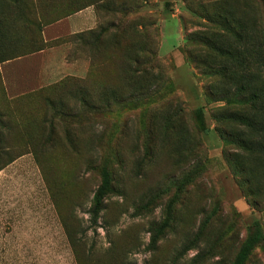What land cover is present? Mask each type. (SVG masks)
Wrapping results in <instances>:
<instances>
[{
	"label": "rangeland",
	"instance_id": "rangeland-1",
	"mask_svg": "<svg viewBox=\"0 0 264 264\" xmlns=\"http://www.w3.org/2000/svg\"><path fill=\"white\" fill-rule=\"evenodd\" d=\"M263 36L264 0H0V264H233L256 229L264 264ZM19 214L49 234L11 247Z\"/></svg>",
	"mask_w": 264,
	"mask_h": 264
},
{
	"label": "trees",
	"instance_id": "trees-1",
	"mask_svg": "<svg viewBox=\"0 0 264 264\" xmlns=\"http://www.w3.org/2000/svg\"><path fill=\"white\" fill-rule=\"evenodd\" d=\"M217 19H221L219 17H217ZM223 22H225L224 20H222ZM259 50H264V36H263V43L260 44L258 46ZM258 58L259 60H261L262 62H260L259 64H261L262 66H264V57L263 55H261L260 51L258 53ZM238 92L240 94H245V93H249V99H247V102L249 106H254L256 101V93L253 92L250 89L249 85H240L238 87ZM239 118H240V122H242L243 124H245L248 127H253L256 124L255 118H248V116L252 115V114H239ZM243 139L241 140V144L243 143ZM110 187H109V177L107 175V173L103 172L102 173V178H101V182L99 184V186L96 188V190L94 191L93 195H92V200H91V206L89 209V213L91 215V218L95 219L97 218V214L100 211L101 207H102V203H103V199L106 195V193L109 191ZM65 225V224H64ZM65 229H66V225H65ZM263 236V234L261 233V231L259 229H256V231L254 232L252 238H251V242L248 241L247 243H245V245L243 246V248L241 250L238 251V253L236 254V257L234 259L233 264H243V262L245 261L249 250L251 248V246L253 245V241H257L258 239H260Z\"/></svg>",
	"mask_w": 264,
	"mask_h": 264
},
{
	"label": "crops",
	"instance_id": "crops-1",
	"mask_svg": "<svg viewBox=\"0 0 264 264\" xmlns=\"http://www.w3.org/2000/svg\"><path fill=\"white\" fill-rule=\"evenodd\" d=\"M36 220L37 219H34V216L32 215L28 216L25 214H19V215L14 216L12 220L7 222L8 226L6 229L10 228V230L7 233L5 232L4 236L7 237V239H9L8 242L11 247L12 246L23 247L24 239L33 237L34 232H38V230L42 231V235H41L42 238L44 236V233H46L47 235L49 234V231L51 230V225L48 223L47 219H40L42 220L41 224L35 223ZM0 224L2 225L1 227H4L3 222H0ZM61 226L63 228L62 224ZM54 227L56 226L54 225ZM63 229L65 230V228ZM37 241L39 242V245L41 246L49 245L48 240L43 243L40 242L39 239H37Z\"/></svg>",
	"mask_w": 264,
	"mask_h": 264
}]
</instances>
